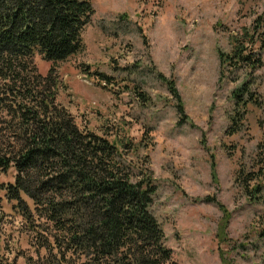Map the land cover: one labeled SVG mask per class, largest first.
I'll use <instances>...</instances> for the list:
<instances>
[{"label":"rangeland","instance_id":"374dc122","mask_svg":"<svg viewBox=\"0 0 264 264\" xmlns=\"http://www.w3.org/2000/svg\"><path fill=\"white\" fill-rule=\"evenodd\" d=\"M91 1L85 52L56 67L58 103L82 130L126 140L129 159L152 172L150 210L179 264H264V203L250 202L236 184L239 167L264 155V66L226 74L220 61L231 52L229 32L252 27L264 0ZM36 64L48 75L51 63ZM250 80L259 106L242 110L233 96ZM238 108L243 121L233 135ZM15 176L0 173V184ZM16 204L0 192V250L27 264L41 233Z\"/></svg>","mask_w":264,"mask_h":264},{"label":"trees","instance_id":"16d2710c","mask_svg":"<svg viewBox=\"0 0 264 264\" xmlns=\"http://www.w3.org/2000/svg\"><path fill=\"white\" fill-rule=\"evenodd\" d=\"M95 14L91 0H0V173L16 171L15 183L0 184V192L32 227L39 223L37 256H26L27 264H179L150 210L158 188L152 172L145 176L129 159L126 140L82 130L58 103L56 67L85 52L83 34ZM229 33L222 71L263 68L264 16ZM37 58L52 64L48 75ZM252 87L250 80L233 96L242 110L259 106ZM237 111L233 135L243 121ZM236 184L250 202L264 203L263 154L239 167ZM0 264L15 263L0 250Z\"/></svg>","mask_w":264,"mask_h":264}]
</instances>
